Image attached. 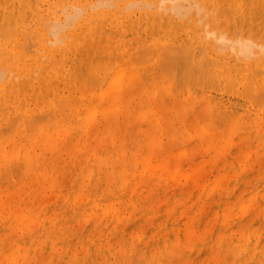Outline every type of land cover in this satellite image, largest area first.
Segmentation results:
<instances>
[{"label": "rangeland", "instance_id": "obj_1", "mask_svg": "<svg viewBox=\"0 0 264 264\" xmlns=\"http://www.w3.org/2000/svg\"><path fill=\"white\" fill-rule=\"evenodd\" d=\"M27 1L29 0H23L22 4H27ZM75 1L79 4L76 5ZM97 1L30 0L28 3L30 5L29 7L25 4V6L21 5L22 0H19V2L18 0H13L14 4H12V0H0V24H3L4 18V22L8 20L6 19L7 17L10 18L9 21H7V24L9 25L4 23L5 28H3V24L1 29H6V25L7 30H9V26L14 28H10L11 30H14V32L11 31L12 33L10 30L9 32L4 30L7 35L10 33L8 36L4 34L3 31H0V46L2 45L0 47V70L2 69V71H0V75L3 73L0 76V86L6 88V82L9 79H17L13 83L16 86L18 83V78H15L14 74L10 70L11 68L9 66H7L8 68L5 67L4 64L7 60V54L9 55L8 52L15 51L21 55L20 65L33 62L31 59L34 57V60H36L37 57H41L40 61L45 63V66H49L51 63L49 54H56L60 60L59 62L57 61L59 65L57 66V63L55 65V67H58V72L56 71V77L61 75L58 78V81L55 80L57 78L52 79L57 83L54 89H56L58 92L54 93L53 89L49 85L48 91H44L45 95L47 92L49 93V97L44 95V97L47 99L44 98L46 103L41 101L42 103L40 104L42 106L35 105L32 94H28L29 98L28 96L26 97V102L29 104V108L32 110L30 113H28V116L31 114L32 115L30 116L31 118H23V122L26 121V126L23 125L21 127V122L18 123V121L22 120L18 118V120L15 119L17 116H20L19 113L13 112V108L15 109L20 104V101H16L15 94L13 95V98L8 101L9 106L6 108V112L8 111L9 114L8 117L4 118V121L5 123H10L11 120L9 119H12V121L14 119L15 121L13 122H16L17 124L11 123V125L14 126H8L10 125L9 123L5 124L3 121H0V132L2 131L1 128L4 127L3 131L0 133V168H2L0 170V259L3 260H1L0 263L8 264V257L17 258L21 253L27 254L28 252V255L30 256L37 248V250L41 249L46 252V259L43 257L42 261H40L38 264H244L247 255L246 252L248 250L249 243L252 242L254 232L264 231V184H262L264 183V147H262L264 146V127H262V129H257L254 128L256 124L249 123L250 119H253L258 113L256 112L257 109L259 111L258 114L261 113L260 115H264L262 114L264 110L260 109V106L264 105V103L261 102L264 101V96H262L264 95V91H259L258 89L260 93L257 91V93L255 92V96H258L260 98L259 100L262 99L259 101L256 97L257 101L261 103L260 105H258L255 98L251 96V98L254 99L253 101H255H252V105L250 101L251 99L249 98L250 94L255 91L252 85L251 88L254 91L250 88V86L247 87L249 90L251 89L249 94V91H246V87L242 88V85L236 84L235 86L239 88V91L241 89L242 93L244 92L243 94H238L237 96L236 93L238 89H236L233 84L232 85L236 90L231 86H228L229 89L227 90L223 83L213 79L212 81L215 80L214 83L217 81L215 84L219 83V85H217V87L213 84L212 87L211 84V87H207L208 90L210 89L208 91L206 88H204L206 87L203 84L205 81L203 80L202 83V78L200 79V77L204 76V70H202V74H196L195 72L191 73L193 68V71L198 72L199 70H197V68L194 66L198 64L196 60L193 61V66H191L189 63L191 66V70L189 69L190 73L186 71L188 70V66L187 68L186 65L183 66V70L186 69L185 71L187 72H183L185 75H182V73L180 75L179 69L181 68L177 63L178 61L175 60V63L177 64H175L176 67L170 62L175 59V56L181 58L182 55L181 60L186 59L185 56V58L183 57V53L179 49L184 48L183 46L189 47L186 42L189 39V35L190 37L197 38V41H199L202 36L205 37L207 35L205 38L206 40H204L205 43L203 41V43H200V40L199 43L194 45L195 50L198 49L199 51L204 49L203 51H197L198 56L196 55L197 52L194 53V55L197 57L194 59L200 60V57H206L207 54L209 55L214 46L216 52L214 49L212 50L210 53V56H212L211 58L220 59L222 61L229 60V63L233 65L235 62L237 63L236 65L241 63L246 65L247 63L256 62L259 64V66L256 67L258 69L262 64H264V62H262L264 61L262 60L264 58H261L260 60L259 58L261 55L259 53H256L259 55L258 57L256 55V57L254 56L256 58L255 60H251V58L245 60V56L244 58L243 56H240L242 59L241 61L239 60L240 58L233 56V50H235L234 55L237 56L235 53H237L238 43L237 45H235V43L238 41H247L246 39L248 38V35L250 42H253L252 39L255 36L253 43L259 46L262 44L261 46L264 47V41H262L264 40V2H262L264 0H254L252 2H249V0H241L242 4H244V7L241 8H246L244 10L245 13H248L249 11H252L256 8V10H253L254 15L252 16L253 13H251L249 19L247 18L246 22H244L241 18V13H238L239 8H234V10L230 8L229 5L231 3L221 5L218 9H216L210 4L208 0L201 1L202 4L200 0H183V2L186 3H183L181 5L182 7L187 6L188 4L189 6L191 5L189 7V13H187L189 11L188 8H177H181L182 10L186 9L187 12L185 16L182 11H178L182 13L181 15L175 11V8L174 10L170 7L168 8L169 4L171 5L172 3H170V1H168L169 3H166L167 0H163V4L160 0V2L158 0H152V2L151 0H110L109 2L108 0L109 3L107 0H105V2L110 5H107L104 2L102 5L103 7H100L98 3L101 0L98 2ZM103 1L104 0H102V2ZM135 1L136 3L139 1L140 4L137 5L138 3L136 4ZM173 1L175 2V0ZM197 1L199 4H197ZM35 2L37 3L38 8ZM50 2L52 4H50ZM65 2L68 7L66 6ZM102 2H100V4ZM133 2L136 6L133 4ZM179 2L178 3L181 4L182 0H179ZM255 2H257L256 4L261 3V5H259L260 7L258 5L256 6ZM16 3L18 6H15ZM70 3H72V5H69ZM93 3H95L96 6L93 7ZM80 4H82V6L85 8H82L81 6L80 8L83 10L79 8L80 10L78 13L75 11V9L78 7L71 8L74 5L79 6ZM105 4L108 7H105ZM147 5L150 6V10H148L149 8ZM249 5L252 6L249 8ZM23 6L25 7V12H23ZM64 6L66 8L65 14ZM210 6L213 9L215 8L214 11H216L214 13L211 12L213 10H209V8L212 9ZM16 8L17 12H15ZM119 8L120 12L122 11L121 13L119 12L120 14L124 13L123 15L127 16L132 14L130 16L131 25L135 24V26H133L135 29L139 30L148 28L150 23L148 20L150 17H157L160 18V20H172V22L175 23V32L178 27L177 32L179 33H177V36L179 34L181 35V37L176 36V38H179V40L176 39L175 43L178 45L181 42L180 44L182 47L179 45L181 48L178 46V50L182 54H177V52H175L177 54L175 55L174 53H171L177 48L174 47L175 45L173 46L174 49L171 47L172 51H170L169 54L166 53V55H164V53L167 51L163 52L164 50L161 49L162 47L160 48V51L158 49V45H151L149 48L155 47L158 49L156 51V55H158L156 56V59L154 53L151 52L154 50H150V54L145 53L141 56L140 54L142 53H139L138 55V53L134 52L137 48H131L129 51H127V53H125V56L129 57V53H135L134 55L137 54L135 56L136 59L133 60L134 57H132L133 63L130 62L131 66L135 68V71L140 70L141 74L147 72L146 76L144 77V74L143 76L139 75L140 84L137 85V87L134 86V88H136L133 90L134 92L132 91L129 95H127V97H124L125 99H118L110 103L105 100H98L97 90L105 86L106 82L112 78V73L115 71L112 69H115L118 55H123L124 48L122 46H114L109 48V50H105L101 47V50L99 49L100 53H95V51L86 45V39L85 41H82L81 39L84 47L82 51L77 54V59H79L77 60L74 58V52H72L70 47L67 46H70L72 43H74V36L79 35L81 31L79 26H77V23L82 20L81 27H84L85 21L83 20L89 16V12L90 16L88 20L92 23L94 21V25L100 23L102 33H105L107 35L105 36L108 37L111 32L113 33L114 31L112 28L110 29L111 25L108 24L107 18L103 17L100 11L103 12V10L106 9V16H109L112 15L109 13H112L113 10L114 12L119 11ZM198 8H205V10H199ZM160 9L165 13H162ZM157 10L160 12H157ZM74 11L76 15L80 14V11H83L84 13L82 12L79 20L76 19V23H74V21L70 27H68L70 24L68 23L67 27L63 29V32H59L60 34L58 33L60 35H58L59 38H52V36L55 35L52 34V31L49 32V24H52L53 20L55 22H57L56 20H66L68 17L66 15L69 13L71 14V12L73 13ZM154 13L155 15H153ZM5 14H8L9 16L7 15L6 17L4 16ZM95 14L97 16H95L96 18L94 17ZM98 14L100 18L98 17ZM200 16H203L202 18L205 16L206 19H202ZM91 17L94 20H92ZM142 17L144 19H142ZM199 18H201V20ZM196 19H198L199 22H203L199 23ZM44 21L46 22L44 23ZM205 22L207 23V27L203 25ZM19 23H21L23 27ZM43 23L48 24L44 25ZM92 23L91 25L93 26ZM17 24L20 26L18 25V27H16ZM42 24L45 26V28H43L44 26ZM213 25L217 27H214ZM133 26L129 25L130 28ZM122 27L126 28V26ZM205 27L207 29L204 31ZM104 28L106 30H104ZM202 29L205 33L202 31ZM212 29L216 30L215 34L216 32L217 34L220 32L217 31L218 29L222 31L223 35L225 33L224 36L226 40H228L231 35H233V39H236L240 36L237 38V41L233 39V41H231V39L229 40V42H233V45L235 46L233 50L230 49L232 53H230L228 49V47L232 46V43L230 44L228 41L226 42L224 38L223 42L222 38H220V42L217 41L221 45L219 46V44L214 41V39L217 37V34L210 35L209 33L210 30L213 31ZM193 32H195L194 36L192 35ZM33 33L35 35H33ZM46 34L47 36H45ZM15 36H18L19 40L16 39L17 37ZM39 36L43 38L41 44L37 39H35L36 37L39 38ZM133 37L134 34H132V36L125 35L123 39L130 40ZM203 37L202 39H204ZM180 38L182 41H180ZM15 40L17 41V44ZM49 41H51V43ZM221 42H223V44ZM225 42L227 44H225ZM209 47L212 49H209ZM222 47L224 48L222 49ZM4 48L6 49L4 50ZM15 49H17V51ZM259 49L255 50L254 47L252 52H257ZM260 50L264 51V48H261ZM204 51L208 52L205 53ZM217 51L219 53H217ZM60 52H62L63 55H59ZM161 54L163 57H161ZM171 54H174L175 56L173 57ZM144 55L147 56L145 57ZM168 55H170V57ZM227 55L229 56L226 57ZM165 56L167 59L168 57L171 58V56L173 58H171L172 61H170V59L168 62L165 61L166 63H163L165 68H167L166 71H164L165 68L163 65V68L160 67V64H162V60L165 59ZM144 57L147 60V63L146 60L143 59ZM158 57H161V60ZM129 58L126 59L131 61ZM257 58L259 60H257ZM83 61L85 64L90 65L89 69L88 67L86 69L85 76L80 65L83 63ZM158 62H160L159 67L161 70H163L162 72L158 67ZM167 63L168 65H166ZM152 65L153 68L151 69ZM168 66H171V72L168 69ZM205 67H202L201 69ZM256 68L255 70H257ZM40 69L41 68L38 67L33 71H38L37 73L35 72L33 74L34 80H31L30 78L31 84L34 85L37 83L34 85L36 87H42L43 84L41 82L44 80H50L52 77L50 76L47 78L46 73L45 77L42 75L41 77ZM206 69L208 68L206 67ZM237 69L240 70V67ZM262 69H264V67L261 66L259 70ZM8 70L11 74L7 72ZM249 70L247 71L250 75L252 72ZM176 71L179 74H177ZM240 71L237 73L243 72ZM166 72H170L168 75H172V77L170 76L168 79L169 76H166ZM175 73L176 75H179L177 76L179 78L175 79L173 77L175 76ZM256 73L258 74L259 72L257 71ZM72 74L74 76H72V78L75 79V82H72L73 85L71 84V88L68 86L69 84L67 85L66 80ZM148 74L149 76H147ZM186 74L187 76L189 74L195 75L197 77V82L195 79L196 77L192 78L193 76L191 77V75H189L190 77H187ZM252 74L251 76H254V73ZM102 75L106 77L101 79L100 77ZM197 75L200 76L198 77ZM256 75L255 78L253 77V79H256L257 76H259L257 78L264 77L261 76V73H259L257 76ZM205 76V80H207V78L210 76L209 72ZM142 77L145 79H142ZM39 78L42 80L39 81ZM146 78L149 79L151 83L149 81L147 82ZM36 80H38L39 83L35 82ZM192 80L194 83L196 82L195 85L194 83H191L193 82ZM198 80H200L199 83ZM32 81L34 82L32 83ZM212 81L210 80L209 82L211 83ZM58 82H62L61 86ZM82 82H85L82 84L83 86L81 85ZM206 82L208 83V81ZM206 82L205 85H207ZM197 83H201L203 86L197 85ZM210 83H208V85H210ZM196 85L200 90H197ZM57 86H60V88ZM65 86H67L66 89H64ZM81 86L82 90H86V88L87 90H84L83 92L81 90ZM175 87L177 89H175ZM211 88L214 90L212 91ZM188 89H190L189 91L192 90V93L196 90L198 92L200 91V94L198 93L199 95L197 96L196 91L192 97L191 93L188 91L186 93L187 96L189 94V98L186 96V93H184V96L186 97L185 98L182 94ZM233 89L235 90V93L233 92L234 94L231 93ZM17 91L18 88L16 87V91L13 89L12 93ZM142 91H144V93ZM210 91H212L213 96L210 94ZM205 92L206 94H204ZM0 93L2 94V92ZM258 93L259 95H256ZM18 94L19 93L17 92L16 96ZM82 94H85L86 97L83 95V97H85L83 98ZM145 94H147V98H149L150 101L153 100L149 104L150 108H147L149 105L145 107V104L142 103V96ZM200 95H202L201 97H203V95L208 97H206L207 99L200 98ZM93 97H96L95 101ZM197 97L199 100H197L196 103L194 100H196ZM211 98H214L215 105L218 106V108L212 105L214 102ZM210 99L212 100L211 103H209ZM49 101L51 102L48 104ZM220 101L223 102V106ZM60 102H62L63 105ZM94 102L95 104L98 103L96 105L99 108H103V110L97 109L99 116L96 114V118L98 117L97 120L99 123L96 122V126H93L92 122L93 127H99L97 134L92 133L94 130L88 132V128L90 126L88 125L86 118L82 123L81 121L78 122L79 124L76 123V120L80 118V116L77 115L83 114L82 116H84L87 105H91L90 111L94 109ZM216 102H218V104L220 103L221 106ZM247 103L250 104V106ZM47 104L55 109L60 108L61 111L63 110L64 114H66L68 111L67 117L72 119H67L66 121H68V123L62 119V123H57V125L54 124L53 126L51 122H54V119L57 120L60 116L55 115L54 117L53 115L52 117H54V119L49 122L51 120V116L46 119L45 117H48L50 114L46 116L45 113H50L53 108ZM235 104H237L238 107ZM244 104H246V106ZM54 105H56V107H54ZM224 105L230 107L233 106L232 112V108L230 109L229 107L228 109V107L226 106V108ZM240 105L244 106L242 107ZM152 107H154V111L152 110L153 112L150 110ZM65 108H69V110L67 109L65 112ZM215 109H220L224 112H226L225 110L228 109V112L231 113L228 114L226 112V115L224 112L217 111ZM253 109L254 112L252 111ZM72 110L73 112H71ZM250 110L253 114H251V116L249 114ZM248 114L250 116L249 121L244 122V118L246 116L248 117ZM35 115L39 117V121L42 119L41 123H43V125L39 123V126L46 129H43L45 130L43 131L46 137L45 143L48 144L51 141L53 143L51 147L47 146L44 151L42 150L40 153L38 150L35 151L36 153L33 152L32 155H34V157L32 160H34L31 162L32 164L29 165V160L27 157L29 155L26 153L27 149L31 151V146H33L35 142L38 143L40 140V138L36 137L38 131H30V128L35 127L33 125V127L30 126V124L35 123V120L33 119L34 117L32 118V116ZM36 116L35 119H38ZM45 120H48L49 124ZM28 121L29 125H27ZM31 121L32 123H30ZM148 122H151L152 124H149ZM50 124H52V127ZM74 124L76 126L73 128V130L71 127H73ZM80 124L83 126L81 127ZM24 126L26 128H24ZM66 126L69 127L67 128ZM84 126H86V128ZM56 127L59 128L57 129ZM23 129H29V143L32 145L21 137V132ZM47 130L50 131L47 132ZM52 131L55 133V135L52 134ZM28 144L30 147H28ZM54 145H57V147H54ZM32 155L30 154L31 157ZM177 163H181L180 170L175 168ZM154 166H156V168ZM183 171H186L187 174H185L186 172L184 173ZM182 173L186 175L184 178ZM37 178H40V180ZM131 182L138 184L135 189L136 192H134V190L129 187ZM251 194H255L253 201H249L248 199L249 195ZM236 214L239 217L250 216V218L254 219L255 223L253 224L252 228L250 227L251 231L250 228L242 229L239 224H235L234 220L235 216L237 217ZM99 215H101L100 220H98ZM96 218H98L97 221ZM50 219L52 222L54 221L53 224L50 223ZM229 221H231L232 225L228 223ZM222 223H224V225ZM26 224H29V233H26L28 227ZM47 224L48 226H46ZM40 225H43L46 228V230H43L41 233L39 232ZM47 228L48 230H51L49 233L53 234L54 232L52 238L50 237L49 233H46L48 231ZM55 238L57 239L55 240ZM22 242L24 245L21 244ZM245 244L246 247H244ZM260 246L264 248V245L260 244ZM248 256L249 255H247V257ZM258 259L260 263L257 261V264H264V256ZM251 261L252 259H247V262H249L248 264H250Z\"/></svg>", "mask_w": 264, "mask_h": 264}, {"label": "bare ground", "instance_id": "obj_2", "mask_svg": "<svg viewBox=\"0 0 264 264\" xmlns=\"http://www.w3.org/2000/svg\"><path fill=\"white\" fill-rule=\"evenodd\" d=\"M34 1V0H33ZM88 1H90V0H88ZM97 1V0H96ZM99 1V0H98ZM97 1V2H98ZM115 1H117V0H115ZM114 1V2H115ZM132 1V0H131ZM159 1V0H158ZM161 2H162V4H163V0H160ZM159 1V2H160ZM168 1H170V3H172L171 5L169 4V6H168V8L170 7L171 9H173L174 10V8L176 9L175 11L176 12H178V11H182V13H184L185 14V16H186V9L183 11L181 8H188V10L190 9L189 7L191 6H189V4L187 5V6H184V7H182L181 5L184 3L183 2V0H182V3L181 4H179L180 2H179V0H175V2L172 0V2H171V0H167V2L166 3H169ZM177 1V2H176ZM191 1H193V0H191ZM195 1V0H194ZM201 1H204V0H200V2ZM209 2H210V4L212 5V6H214L216 9H218L221 5H224V4H230L229 6H230V8L231 9H233L234 10V8H239L238 9V13L240 12L241 13V18L243 19V21L244 22H246V20H247V18L249 19V16H250V14L251 13H253V10H256V8L255 9H253L252 11H249L248 13H245V9H243V8H241V7H244L243 5L244 4H242V1L241 0H208ZM252 1H254V0H249V2H252ZM256 1V0H255ZM258 1H261V0H258ZM18 2H19V0H18ZM17 2V3H18ZM24 2H26V1H24ZM28 3L30 2V0L29 1H27ZM44 2V1H43ZM76 2V1H75ZM75 2H73V3H75ZM92 2V1H91ZM96 2V3H97ZM100 2H102V0L100 1ZM100 2H98L99 3V6L101 7L103 4H104V2H105V0L100 4ZM107 2H108V0H107ZM107 2H105L107 5H110V4H108L109 2H110V0H109V2L107 3ZM113 2V3H114ZM128 2V1H127ZM151 2H152V0H151ZM179 2V3H178ZM262 2H264V1H262ZM16 3V5L15 6H18V4ZM23 3V0H22V2H21V5H28L29 7H30V5L27 3H24V4H22ZM36 3V2H35ZM97 3V4H98ZM112 3V2H111ZM126 3V2H125ZM130 3H132V2H130ZM135 3H136V1H135ZM138 3V4H137ZM137 5H139L140 3H139V1H137ZM147 3V2H146ZM186 3V2H185ZM184 3V4H185ZM189 3V2H188ZM196 3V2H195ZM223 3V4H222ZM257 2H255V4H256ZM12 4H14L13 3V0H12ZM39 4V3H38ZM50 4H52L51 2H50ZM57 4V3H56ZM60 4V3H59ZM65 4H66V2H65ZM77 4H79L78 2H76V5ZM106 4L104 5L105 7H108V6H106ZM115 4V3H114ZM133 4H134V2H133ZM132 4V5H133ZM144 4V3H143ZM152 4V3H151ZM159 4V3H158ZM197 4H199V2L197 1ZM197 4H196V6H197ZM201 4H202V2H201ZM248 4V3H247ZM251 4V3H250ZM20 5V6H21ZM24 5V6H25ZM36 5H37V3H36ZM35 5V6H36ZM69 5H72V3H70ZM84 5V4H83ZM90 5V4H89ZM126 5H127V3H126ZM131 5V4H130ZM135 5V4H134ZM134 5H133V7H134ZM156 5V4H155ZM160 5H161V3H160ZM168 5V4H167ZM167 5H166V7H167ZM193 5V4H192ZM259 6V5H261V3H259V4H256V6ZM4 6V5H3ZM23 6V12H25V7ZM27 6V7H28ZM51 6H53V5H51ZM66 6H67V4H66ZM82 6V4H80L79 6H72L71 8H73V7H78V8H76L75 9V11H77V13H78V11L81 9V10H83L82 8H85V7H83L82 6V8H80ZM94 6H96V4L95 3H93V7ZM136 6V5H135ZM148 6V5H147ZM196 6H194V7H196ZM247 6V5H246ZM250 6H252V5H249V8H250ZM255 6V7H256ZM11 7V6H10ZM29 7H28V9H29ZM68 7V6H67ZM87 7V6H86ZM89 7V6H88ZM97 7H98V5H97ZM96 7V8H97ZM103 7V6H102ZM112 7V6H111ZM129 7V6H128ZM132 7V6H131ZM154 7V6H153ZM152 7V8H153ZM163 7H164V5H163ZM162 7V8H163ZM179 7H181L180 9H177V8H179ZM201 7H204V6H201ZM211 7V6H210ZM260 7V6H259ZM259 7H257V8H259ZM4 8H5V6H4ZM37 8H38V5H37ZM80 8V9H79ZM142 8V7H141ZM148 10H150V6H148ZM168 8H166V9H168ZM193 8V7H192ZM212 8V7H211ZM214 8V9H215ZM58 9V8H57ZM63 9V8H62ZM64 9H65V12H64V14L66 13V8H65V6H64ZM89 9H90V7H89ZM95 9V8H94ZM112 9H114V8H112ZM199 9V8H198ZM200 9H204L205 10V8H200ZM199 9V10H200ZM214 9L212 8V9H210L209 8V10H213V11H211V12H215L214 11ZM13 10V9H12ZM40 10V9H39ZM74 10V9H73ZM93 10V9H92ZM91 10V11H92ZM103 10V9H102ZM105 10V11H104ZM103 10V12H101L100 11V13L103 15V17H106L107 18V21H108V24L109 25H111V27H110V29L112 28L113 29V33L111 32V34L108 36V37H106L107 35L105 34V33H102V31H101V28H100V23L99 24H97V25H94V21H93V23L92 22H90L89 20H88V18H89V16H90V12H89V16L88 17H86L83 21H85V25H84V27H81V25H82V20H80V22H78L77 23V26H79V28L81 29V31H80V33H79V35H76V36H74V40H73V42L74 43H72L70 46H67V47H70V49L72 50V52H74V55H75V59H77V54L78 53H80L81 51H82V49H83V47H84V45H83V42L82 41H85V39H86V45H88L89 47H90V49H92L93 51H95V53H100L99 52V49L102 47V48H104L105 50H109V48H111V47H114V46H116V47H123L124 48V53H123V55L122 56H120V55H118V58H117V60H116V67H115V69H112V70H115L113 73H112V78L111 79H109V81H107L106 82V84H105V86H103V87H101L99 90H97L98 91V93H97V99L98 100H105V101H108V102H113V101H115V100H118V99H122V98H124V97H127V95H129L134 89H136V88H134V86H136L137 87V85H139L140 84V78H139V75L140 76H143V74H144V77L146 76V73L144 72L143 74H141L140 73V70L139 71H135V68L134 67H132L131 66V63H133V61H132V57H134L133 58V60L134 59H136V55H134L135 53H138V55H139V53H142V54H140L141 56L143 55V54H145V53H147V54H150L149 52H150V50H154V51H151L152 53H154V56H155V59H156V56H158V55H156V51L159 49L160 51H161V49L162 50H164L163 52H165V51H167V52H165L164 53V55H166V53H168L169 54V52L170 51H172V49H171V47L173 48V46L174 47H177L176 49L178 50V46L180 45L181 46V42L178 44V45H176V43H175V40L176 39H178L179 40V38H176V36H177V33H179V32H177L178 31V27H177V29H176V32H175V23L174 22H172V20L171 21H168V20H160V18H154V17H150V19L148 20L150 23H149V25H148V28H146V29H144V30H142L141 28V30H139V29H135V24H133V25H131V19H130V16L132 15V14H130V16H127V15H123V14H120L121 12H120V8H119V11H115L114 12V10L112 11V13H109V14H112V15H109V16H106V14H107V12H106V9H104ZM118 10V9H117ZM122 10V9H121ZM124 10V9H123ZM125 10H126V7H125ZM124 10V11H125ZM127 10H128V8H127ZM159 10V9H158ZM157 10V12H160V11H158ZM161 10V9H160ZM169 10V9H168ZM208 10V9H207ZM5 11V10H4ZM31 11V10H30ZM33 11V10H32ZM53 11V10H52ZM60 11H61V9H60ZM59 11V12H60ZM75 11L72 13L71 12V14H74V15H71L69 12H67V13H69V14H67L66 16H68L67 17V19L66 20H59V21H61V22H59L58 20H56L57 22H55L54 20H53V22H52V20H51V22H52V24H51V26H50V24H49V32L50 31H52V34L53 35H55V36H52V34H51V36H52V38L53 37H55V38H59V34L60 33H62L63 32V29H65V27H67V25H68V23H70L69 25H68V27H70V25L74 22V23H76V19H78L79 20V17L81 16V13L83 12V11H80L81 13L80 14H78V15H76V13H75ZM85 11V10H84ZM138 11V10H137ZM140 11V10H139ZM146 11V10H145ZM153 11V10H152ZM151 11V12H152ZM162 11V10H161ZM166 11V10H165ZM195 11V10H194ZM220 11V10H219ZM13 12V11H12ZM15 12H17V8H16V11ZM22 12V11H21ZM56 12V11H55ZM120 12V13H119ZM126 12V11H125ZM153 12H155V11H153ZM164 11H162V13H163ZM172 12H174V11H172ZM175 12V13H176ZM190 12V10L187 12V13H189ZM197 12H199V11H197ZM201 12V11H200ZM206 12V11H205ZM210 12V11H209ZM9 13V12H8ZM14 13V12H13ZM84 13V12H83ZM99 13V12H98ZM165 13V12H164ZM167 13V12H166ZM179 14H181L182 15V13L181 12H178ZM57 14V13H56ZM100 14V15H101ZM234 14V13H233ZM256 14V13H255ZM7 15L8 14H5L4 16H6L7 17ZM13 15V14H12ZM84 15V14H83ZM86 15V14H85ZM146 15V14H145ZM144 15V16H145ZM153 15H155V13L153 14ZM254 15V13L252 14V16ZM9 16V15H8ZM64 16V15H63ZM66 16H64V17H66ZM96 16V14L94 15V17ZM143 16V17H144ZM169 16V15H168ZM168 16H167V18H168ZM196 16H197V14H196ZM206 16V15H205ZM205 16H204V18H205ZM207 16H208V14H207ZM40 18H42L41 16H39ZM63 17V18H64ZM84 17V16H83ZM97 17V16H96ZM95 17V18H96ZM98 17H99V14H98ZM142 17V19H144ZM177 17V16H176ZM179 17H180V15H179ZM199 17V16H198ZM201 18L203 17V16H200ZM1 18V17H0ZM29 18V17H28ZM92 18V17H91ZM100 18V17H99ZM182 18V17H181ZM201 18H199L200 20H201ZM204 18H202V19H204ZM213 18H215V17H213ZM6 19H8L7 21H9V19L10 18H6ZM12 19H13V17H12ZM56 19V18H55ZM62 19V18H61ZM81 19H83V18H81ZM141 19V20H142ZM187 19V18H186ZM188 19H190V18H188ZM206 19V18H205ZM22 20V19H21ZM91 20V19H90ZM92 20H94L93 18H92ZM196 20H198V19H196ZM218 20V19H217ZM217 20H216V22H217ZM5 21V18L3 19V24L4 23H6L7 24V21L6 22H4ZM11 21V20H10ZM25 21V20H24ZM28 21V20H27ZM48 21V20H47ZM95 21H96V19H95ZM134 21H136V20H134ZM242 21V20H241ZM249 21V20H248ZM46 21H44V23H45ZM144 22V21H143ZM187 22H188V20H187ZM198 22H199V20H198ZM201 22V21H200ZM199 22V23H200ZM203 22V21H202ZM201 22V23H202ZM215 22V21H214ZM226 22V21H225ZM238 22H240V21H238ZM10 23V22H9ZM15 23V22H14ZM43 23V24H44ZM49 23V22H48ZM48 23H46V24H48ZM91 23L93 24V26L91 25ZM198 23V24H199ZM2 24V25H3ZM20 25H21V23H19ZM19 24H17L16 25V27H18V25ZM37 24V23H36ZM42 24V25H43ZM46 24H44V25H46ZM142 24V23H141ZM193 24H194V22H193ZM192 24V25H193ZM198 24H197V26H198ZM216 24V23H215ZM2 25L0 24V29L2 28ZM7 25H9V24H7ZM7 25H6V29H1L0 31H3L4 32V30H6V32L8 31L9 32V30H10V32L11 31H13L14 32V30H11V29H14L13 27L11 28V26H9L8 28H9V30H7ZM10 25H11V23H10ZM19 25V26H20ZM33 25H34V23H33ZM43 25V26H44ZM73 25H75V24H73ZM129 25L130 26H133L132 28H130L129 27ZM203 25H205L206 27H207V23L205 22V24H203ZM22 26V25H21ZM76 26V25H75ZM122 26H126V28H123ZM141 26H143V25H141ZM178 26V25H177ZM214 26V25H213ZM23 27V26H22ZM48 27V26H47ZM72 27V26H71ZM204 28V31H205V29H207V28ZM214 27H217V26H214ZM3 28H5V24L3 25ZM33 28H34V26H33ZM38 28H39V26H38ZM43 28H45V26L43 27ZM180 28V27H179ZM24 29V28H23ZM31 29V28H30ZM25 30H26V28H25ZM39 30V29H38ZM37 30V31H38ZM62 30V31H61ZM70 30V29H69ZM104 30H106L105 28H104ZM181 30V29H180ZM213 31H211L210 30V35L211 34H215V31L216 30H214V29H212ZM18 31V30H17ZM36 31V30H35ZM47 31V30H46ZM45 31V32H46ZM202 31H203V29H202ZM203 31V32H204ZM219 33H221V34H217V32H216V34H217V37H216V39H214V41H218V42H220V38H222V41L224 42V40H223V38L226 40V38H225V33H224V35L222 34V31L221 30H217ZM225 31V30H224ZM262 31V30H261ZM60 32V33H59ZM105 32H107V31H105ZM12 33V32H11ZM24 33V32H23ZM59 33V34H58ZM69 33V32H68ZM205 33V32H204ZM209 33H208V36H209ZM238 33H239V27H238ZM249 33V32H248ZM1 34V33H0ZM3 34V33H2ZM4 34H6L7 35V33H5L4 32ZM10 33H8V35H9ZM39 34V33H38ZM48 34V33H47ZM47 34L45 35V36H47ZM67 34V33H66ZM65 34V35H66ZM132 34H134V37L132 38V39H130V40H124L123 38H124V36L125 35H131L132 36ZM202 34V33H201ZM215 34V35H216ZM7 35V36H8ZM14 35V34H13ZM12 35V36H13ZM19 35H21V34H19ZM33 35H35L34 33H33ZM57 35V36H56ZM59 35V36H58ZM105 37H104V36ZM186 35H188V34H186ZM193 36L195 35V32H193V34H192ZM220 35V36H219ZM221 35H223V36H221ZM239 35H241V34H239ZM246 35H247V33H246ZM246 35H245V37H246ZM49 36V35H48ZM178 36H180L181 37V35L179 34ZM177 36V37H178ZM236 36H238V35H236ZM6 37V36H5ZM15 37H17L16 39H18L19 37L18 36H15ZM29 37V36H28ZM67 37V36H66ZM189 37V39L186 41L187 42V44L189 45V47H187V46H183L184 48H181L180 46H179V48H181V49H183V50H181V49H179L182 53H183V57L185 56L186 57V59L185 60H181L182 59V55H181V58L180 57H177V56H175V55H177L178 53L179 54H182V53H180V51L178 52L176 49H174L171 53H174V54H171V55H173V57L175 56V59L172 61V56H171V58H169L170 57V55H168L169 57H168V59L166 58V56L164 57L165 59L164 60H162V64H160V62H158V67L160 66L161 68H163L162 67V65L164 66V62L166 61V62H168V60H170V61H172V62H170L172 65H175L176 63V61H178L177 63L179 64V66H180V68L182 69H179V73H180V75H181V73H182V75H185L183 72H185V73H187L186 71H188L189 73H190V68H191V66H193V61H197V63L198 64H196V65H194L195 66V68H197V70H198V72H196V71H193V69L191 70V73H193V72H195L196 74L198 73H200V74H202L201 72H202V70H204V76H202V77H200V79L202 78V83H203V80L206 82V81H208V83H210L209 81L211 80H213V79H215V80H217L218 82H220V83H223L225 86H226V88H227V90L229 89L228 88V86L230 87H232V88H234L235 89V85L237 84V85H242L243 87L242 88H245L246 87V91H249L248 93L250 94V91H251V85L253 86V89L255 90H253L252 92L253 93H251L250 94V101H251V104L253 105V102H255V101H253L254 99H252L251 98V96H253V98H255V100H256V103H258V105H260L261 103L260 102H258L257 101V99L259 100L260 98L258 97V96H255V92L257 91V92H259V91H264V77H262V78H257V77H259V76H257V75H259V73H261V76H264V75H262V74H264V71H262V70H264V69H262V70H259V68L262 66V67H264V64H262L258 69L256 68V67H258L259 66V64L258 63H256V62H251V63H247L246 65L244 64V63H241V64H238V65H236L237 63L235 62L234 63V65L233 64H231V63H229V60L228 61H222V60H220V59H214V58H211L212 56H210V53L212 52V50L214 49V46H213V49L211 48V47H209V49L211 48L212 50L210 51V53H209V55L207 54V56L206 57H200V60L198 59H194L196 56L194 55V53H196L197 51H198V49L197 50H195L194 49V45L195 44H197V43H199V41H200V43L203 41L204 42V40H206L205 38L207 37V35L205 36V37H203L204 39H202V37L199 39V41H197V38H194V37H190V35L188 36ZM188 37H186V38H188ZM232 37V38H231ZM240 37V36H239ZM239 37H237V38H239ZM255 37V36H254ZM254 37H253V42H254ZM2 38V37H1ZM211 38V37H210ZM228 38V37H227ZM237 38L235 39H233V35H231L229 38H228V40H226V42L228 41V43H232V46H230V47H228V49H229V51H230V49L231 50H233V48L235 47L234 45H233V42H231V41H233V40H236L237 41ZM248 38H249V35H248ZM248 38L246 39L247 41H238V42H236L235 43V45H237V43H238V46H237V53H235V54H237V56H235L234 55V52H235V50H233V56L234 57H236V58H240V56L242 57L243 56V58H244V56H245V60H248V59H250L251 58V60L252 59H256L255 57L257 56H259V55H257L258 53L261 55L260 56V60H261V58H264V51H262V50H260L261 48H264V47H262L261 45L259 46V45H255L252 41L250 42V38H249V41H248ZM3 39V38H2ZM35 39H37L38 40V42L41 44V42L43 41V38L42 37H40L39 36V38L38 37H36ZM45 39V38H44ZM81 39H82V41H81ZM231 39V41L229 42V40ZM233 39V40H232ZM242 39V38H241ZM243 39H244V37H243ZM242 39V40H243ZM19 40V39H18ZM24 40H25V38H24ZM47 40V39H46ZM69 40V39H68ZM186 40V39H185ZM260 40H262V39H260ZM260 40H258V41H260ZM8 41V40H7ZM63 41V40H62ZM180 41H182L181 40V38H180ZM258 41H257V43H258ZM262 41H264V40H262ZM15 42H16V44H17V41L15 40ZM50 43H51V41H49ZM48 42V43H49ZM53 42H54V39H53ZM56 42V41H55ZM61 42V41H60ZM179 42V41H178ZM184 42V41H183ZM202 42V43H203ZM213 42V41H212ZM217 42V43H218ZM223 42H221L222 44H223ZM225 42V44H227ZM1 43V42H0ZM26 43V42H25ZM48 43H47V45H48ZM175 43V44H174ZM205 43V42H204ZM255 43H256V41H255ZM53 44V43H52ZM158 45V49L157 48H155V47H151V48H149L151 45ZM219 44V43H218ZM9 45V44H8ZM50 45V44H49ZM203 45V44H202ZM202 45H201V47H202ZM2 46V45H1ZM0 46V47H1ZM5 46V45H4ZM3 46V47H4ZM22 46V45H21ZM160 46V47H159ZM190 46H192V47H190ZM217 46V45H216ZM219 46H221L220 44H219ZM222 46H225V45H222ZM227 46V45H226ZM258 46V47H257ZM6 47H8V46H6ZM23 47H24V45H23ZM42 47V46H41ZM48 47V46H47ZM66 47V48H67ZM162 47V48H161ZM232 47V48H231ZM254 47H255V50H257V49H259L260 47V49L257 51V52H252L253 50H254ZM256 47H257V49H256ZM52 48V47H51ZM57 48H58V45H57ZM122 48V49H123ZM131 48H137L134 52L135 53H129L130 55H129V57L127 56H125V53H127V51H129ZM161 48V49H160ZM215 48H217V47H215ZM219 48V47H218ZM224 47H222V49H223ZM6 48H4V50H5ZM10 49V48H9ZM19 49V48H18ZM200 49V48H199ZM16 51H17V49H15ZM101 50V49H100ZM204 50V49H203ZM203 50H199V51H203ZM217 50V49H216ZM221 50V49H220ZM9 51V50H8ZM85 51V50H84ZM132 51V50H131ZM143 51H144V53H143ZM198 51V52H199ZM214 51H215V49H214ZM240 51V52H239ZM262 53H261V52ZM1 52V51H0ZM40 52H41V50H40ZM49 52V51H48ZM86 52V51H85ZM123 52V51H122ZM175 52H177V54L175 53ZM198 52H197V56H198ZM205 53L206 52H208V51H204ZM216 52V51H215ZM214 52V53H215ZM9 53V55L7 54V60L5 61V67H7V66H9L10 68V70L12 71V73L14 74V76H15V78H18V83H17V86L16 85H14L13 83L15 82V80H17V79H9L6 83H7V85L5 86L6 88H4V87H2V86H0V87H2V88H0V92H2V94L0 93V117H1V119H0V121H3L4 123H5V119L4 118H6V117H8V111L6 112V108H8V106H9V102L8 101H10L12 98H13V95L15 94V99H16V101L18 100V101H20V104H19V106H17L15 109L13 108V112L14 113H19V115L20 116H17L15 119H20V120H22V121H18V123L19 122H21V127L23 126V125H25V122H23V118H26V117H30V116H28V113H30L32 110L29 108V104L26 102V97L28 96V94H32V97H33V100H34V104L35 105H38V106H42L40 103H42L41 101H43V102H45L46 103V101L44 100V98L45 99H47L46 97H44V91H48V86L50 85V87L53 89V91H54V93H56V92H58V91H56V89H54V87H55V85H57V83L54 81V80H52V79H54V78H57V79H55V80H57L58 81V78L61 76V75H59V74H57V75H59L58 77H56V71L58 72V70H57V68L58 67H55V65H56V63H57V61L59 62L60 60L58 59V56L56 55V54H49L50 55V60H51V63H50V65L49 66H45V63H42V61H40V59H41V57L39 58V57H37L36 58V60H34L35 59V57L33 58V59H31V61L33 60V62H29V63H25V64H22V65H20L21 63H20V60H21V55L20 54H18V53H16L15 51L14 52H8ZM38 53V52H37ZM83 53V52H82ZM92 53V52H91ZM121 53V52H120ZM213 53V54H214ZM217 53H219L218 51H217ZM217 53H215V54H217ZM223 53V52H222ZM230 53H232V51H230ZM229 53V54H230ZM241 53H242V55H241ZM255 53V54H254ZM257 53V54H256ZM64 54H66V53H64ZM201 54H203V53H201ZM214 54V55H215ZM2 55V54H1ZM48 55V56H49ZM59 55H63V53L62 52H60L59 53ZM86 55V54H85ZM134 55V56H133ZM162 55V54H161ZM205 55V54H204ZM238 55H239V57H238ZM251 55H252V57H254L255 55V57L254 58H252L251 57ZM145 57L147 56V55H144ZM149 56V55H148ZM178 56H180V55H178ZM201 56V55H200ZM209 56V57H208ZM229 55H227L226 57H228ZM246 56H248V57H246ZM6 57V56H5ZM111 57V56H110ZM128 59H130L131 61H129V60H127L126 58ZM145 57L143 58L144 60H146L145 59ZM161 57H163V55L161 56ZM161 57L159 58L160 60H161ZM184 57V58H185ZM218 57V56H217ZM4 58V57H3ZM178 58V59H177ZM190 58V59H189ZM197 58V57H196ZM6 59V58H5ZM71 59V58H70ZM155 59H154V62H155ZM163 59V58H162ZM258 58H257V60H259ZM63 60H64V58H63ZM77 60H79V59H77ZM176 60V61H175ZM192 60V61H191ZM239 60H241L242 61V59L240 58ZM238 60V61H239ZM244 60V59H243ZM244 60V61H245ZM256 60V61H257ZM262 60H264V59H262ZM3 61V62H4ZM26 61V60H25ZM89 61V60H88ZM128 61H129V63H130V66H129V63H128ZM137 61H138V59H137ZM165 62V63H166ZM262 62H264V61H262ZM261 62V63H262ZM48 63V62H47ZM67 63V62H66ZM112 63V62H111ZM146 63H147V60H146ZM145 63V64H146ZM184 63V64H183ZM189 63H190V65H189ZM137 64V63H136ZM149 64V63H148ZM160 64V65H159ZM170 64V65H171ZM181 64V65H180ZM183 64V65H182ZM59 64L57 63V66H58ZM81 65V69L83 70V72H84V76H85V73H86V69H87V67H88V69H89V64H85V62L83 61V63L82 64H80ZM166 65H168V63L166 64ZM177 65V64H176ZM176 65H175V67H176ZM186 65V68H187V66H188V70H186V69H184L183 70V66H185ZM208 65V66H207ZM65 66V65H64ZM137 66V65H136ZM190 66V67H189ZM208 68V69H206V67ZM38 67H40L41 69V74H40V76L42 75V76H46L47 78H49L50 76H52L51 77V79L50 80H44L43 82H41L43 85H42V87H40V86H38V87H36V86H34L35 84H37V83H35L34 85L33 84H31L30 82V78H31V80L33 79L34 80V76H33V74L36 72H33L36 68H38ZM61 67V66H60ZM59 67V68H60ZM113 67V66H112ZM159 67V68H160ZM169 68V70H170V72H171V66H168ZM174 67V68H175ZM202 67H205V68H203V69H201ZM240 67V70H242V69H244V70H242L243 72H245V73H243L242 71H240V70H238L237 68H239ZM242 67V68H241ZM257 69V70H255V68ZM8 68V67H7ZM153 68V65H152V67H151V69ZM159 68H158V70H159ZM161 68H160V70H161ZM164 68H165V66H164ZM237 70H236V69ZM61 69V68H60ZM59 69V70H60ZM77 69V68H76ZM157 69V68H156ZM173 69V68H172ZM176 69H178V68H176ZM190 69V70H189ZM205 69H206V71H205ZM250 69V70H249ZM38 70V69H37ZM67 70V69H66ZM167 70V68H165V70L164 71H166ZM186 70V71H185ZM247 70H249L250 72H252V73H254V76H251V74L252 73H250V75H249V72L247 71ZM253 70V71H252ZM255 70V71H254ZM0 71H2V69L0 70ZM70 71V70H69ZM74 71V70H73ZM76 71V70H75ZM111 71V70H110ZM163 70H161V72H162ZM180 71H182V72H180ZM242 72V73H237V72ZM259 72L258 74L256 73V72ZM7 72H9V70L7 71ZM38 72V71H37ZM36 72V73H37ZM72 72V71H71ZM150 72V71H149ZM153 72V71H152ZM170 72L169 73H167L166 72V76L168 77V79L170 78V76L172 77V75H168V74H170ZM209 72V75L211 76H209L208 78H207V80H205V75L207 74ZM10 73V72H9ZM45 73H46V75H45ZM53 73V74H52ZM63 73V72H62ZM66 73H68V72H66ZM176 73H177V71H176ZM176 73L174 74L175 76H173L175 79L176 78H179V77H177V76H179V75H176ZM179 73H177V74H179ZM3 74V73H2ZM1 74V75H2ZM4 74H5V72H4ZM11 74V73H10ZM76 74V73H75ZM108 74V73H107ZM154 74V73H153ZM257 74V75H256ZM0 75V76H1ZM9 75V74H8ZM76 75H78V74H76ZM164 75H165V73H164ZM189 75H191V77L192 78H194V77H196L195 75H192V74H189ZM187 76V74H186V76L187 77H190V76ZM253 75V74H252ZM255 75L257 76L256 77V79H253V77L255 78ZM10 76V75H9ZM13 76V77H14ZM31 76H33V77H31ZM39 76V77H40ZM41 76V77H42ZM72 76H73V74L72 75H70L69 76V78L66 80V83H67V85L69 86V87H71L72 88V86H71V84L73 85V83L72 82H75V79H73L72 78ZM147 76H149V74L147 75ZM185 76V77H186ZM198 77L200 76V75H197ZM260 76V77H261ZM4 77V76H3ZM40 77V78H41ZM63 77H64V75H63ZM74 77V76H73ZM76 77V76H75ZM103 77H106V76H101L100 78L101 79H103ZM144 77H142V79L144 78ZM166 77V78H167ZM204 77V78H203ZM39 78V81H41L42 79H40ZM150 78V77H149ZM209 78H210V80H209ZM1 79H2V77H1ZM7 79V78H6ZM5 79V80H6ZM46 79V78H45ZM77 79V78H76ZM145 79V78H144ZM147 79V78H146ZM165 79V78H164ZM173 79V78H172ZM189 79H191V78H189ZM196 79V82H197V77L195 78ZM174 80V79H173ZM188 80V79H187ZM214 80V81H215ZM1 81V80H0ZM150 82L151 83V81L149 80V79H147V82ZM160 81V80H159ZM189 81V80H188ZM191 81V80H190ZM193 81V80H192ZM199 81L200 80H198V83H199ZM214 81H212L211 83H210V85H208V83H207V85H205V82L203 83L204 84V86H206V87H204V88H206L207 90H208V88H209V86L211 87V84H212V87H213V84L214 85H219V83L218 84H215L214 83ZM34 81H32V83H33ZM35 82H38V80H36ZM144 82V81H143ZM146 82V83H147ZM153 82V81H152ZM195 82V83H196ZM39 83V82H38ZM55 83V84H54ZM59 84H60V86H61V83L62 82H58ZM83 83H85V82H82L81 83V85L83 84ZM145 83V82H144ZM175 83V82H174ZM188 83V82H187ZM187 83H186V85H187ZM191 83H194V81L193 82H191ZM190 83V84H191ZM195 83H194V85H195ZM197 83V85H201V83L200 84H198ZM4 84V83H3ZM58 84V85H59ZM203 84L201 85V86H203ZM235 86V87H233V85ZM40 85V84H39ZM175 85V84H174ZM178 85V84H177ZM197 85H196V88H197ZM60 86H57V87H59L60 88ZM83 86V85H82ZM82 86H81V90H82ZM182 86V85H181ZM248 86H250V90L247 88ZM16 87L18 88V95L16 96V94H17V92H14V93H12V90L14 89L15 91H16ZM66 87L67 86H65V88L64 89H66ZM68 87V88H69ZM84 87H86V86H84ZM88 87V86H87ZM183 87V86H182ZM186 87V86H185ZM189 87V86H188ZM208 87V88H207ZM218 87V86H217ZM216 87V88H217ZM58 88V89H59ZM201 88V87H200ZM203 88V87H202ZM203 88V89H204ZM214 88H215V86H214ZM57 89V90H58ZM156 89V88H155ZM158 89V88H157ZM175 89H177L176 87H175ZM191 89V88H190ZM190 89H188V90H186V91H184L183 92V96H184V93H186V92H188ZM199 89V87L197 88V90ZM220 89V88H219ZM222 89V88H221ZM233 89V91L231 92V93H235V90L236 89H238L237 90V96H238V94H243L242 93V91H241V89H240V91H239V88L238 87H236V89L234 90ZM257 89V90H256ZM258 89H259V91H258ZM261 89V90H260ZM85 90V89H84ZM84 90H82L83 92H84ZM86 90H87V88H86ZM85 90V91H86ZM196 90V91H197ZM200 90V89H199ZM205 90V89H204ZM203 90V91H204ZM210 90V89H209ZM208 90V91H209ZM211 90L213 91L214 89H212L211 88ZM216 90V89H215ZM231 90V89H230ZM242 90H244V89H242ZM153 91H154V89H153ZM192 91V90H191ZM191 91H189V93H191V96L194 94V93H196V91L195 92H191ZM212 91H210L211 93V95L213 94L212 93ZM217 91V90H216ZM219 91V90H218ZM222 91V90H221ZM240 93H239V92ZM245 91V92H246ZM49 92H50V88H49ZM82 92V93H83ZM134 92V91H133ZM143 93H144V91H142ZM155 92H156V90H155ZM200 92V91H199ZM198 91H197V96L200 94ZM207 92V91H206ZM206 92L204 93V94H206ZM256 92V93H257ZM52 93V92H51ZM199 93V94H198ZM228 93V92H227ZM226 93V94H227ZM233 93V94H234ZM248 93L246 92V94L248 95ZM260 93V92H259ZM259 93L258 94H256V95H259ZM174 94H175V92H174ZM225 94V95H226ZM49 95V93L47 92V94L45 95V96H47V97H49L48 96ZM83 95H85V94H82V97H83ZM196 95H194V96H196ZM208 95V94H207ZM247 95H246V97H247ZM88 96V95H87ZM149 96V95H148ZM186 96H187V93H186ZM188 96H189V94H188ZM187 96V97H188ZM202 95H200V98H205V99H207L206 97H208V96H204L203 95V97H201ZM213 96V95H212ZM212 96H210V97H212ZM243 96V95H242ZM242 96H241V98H242ZM249 96V95H248ZM262 96H264V95H262ZM54 97H56V96H54ZM85 97H86V95H85ZM85 97H83V98H85ZM175 97H176V94H175ZM185 97V96H184ZM193 97V96H192ZM191 97V98H192ZM218 97V96H217ZM224 97V96H223ZM229 97V96H228ZM234 97V96H233ZM232 97V98H233ZM240 97V96H239ZM256 97H257V99H256ZM260 97H261V94H260ZM28 98H29V96H28ZM94 98V97H93ZM96 98V97H95ZM95 98H94V101H95ZM142 98H143V101H142V103L143 104H145V107L147 106V105H149L150 104V102H152V101H150V99L149 98H147V94H145V95H143L142 96ZM158 98V97H157ZM181 98H182V96H181ZM186 98V97H185ZM189 98V97H188ZM191 98H190V100H191ZM244 98V97H243ZM87 99V98H86ZM96 99V100H97ZM125 99V98H124ZM193 99V98H192ZM212 100H213V102H214V98H211ZM210 99V102L209 103H211V100ZM217 99V98H216ZM218 99H219V97H218ZM246 99V98H245ZM244 99V100H245ZM50 100V99H49ZM88 100H89V98H88ZM157 100V99H156ZM186 100V99H185ZM197 100H199V98L197 97L196 98V100H194L196 103H197ZM262 100V99H261ZM261 100H259V101H261ZM60 101V100H59ZM125 101V100H124ZM192 101V100H191ZM193 101V102H194ZM201 101V100H200ZM216 101V100H215ZM219 101V100H218ZM222 101H223V99H222ZM247 101H248V99H247ZM253 101V102H252ZM51 101H49L48 102V104L50 103ZM85 102H86V100H85ZM89 102V101H88ZM160 102V101H159ZM187 102H188V99H187ZM221 102V101H220ZM232 102V101H231ZM245 102H246V100H245ZM249 102V101H248ZM262 103H264V101H261ZM58 103V102H57ZM61 104H62V102H60ZM65 103V102H64ZM135 103V102H134ZM185 103V102H184ZM205 103V102H204ZM217 104H218V102H216ZM222 103V106H223V102H221ZM31 104V103H30ZM40 104V105H39ZM47 104V105H48ZM56 104V103H55ZM61 104H60V106H61ZM85 104V103H84ZM93 104V103H92ZM94 104H95V102H94ZM96 104H98V103H96ZM95 104V107H94V109L92 110V111H90V106L89 105H87V107L85 108V110H86V112H85V114H84V116H82V115H77V116H80V118L79 119H77L76 120V123H78L79 121H81V123L83 122V120L86 118V121H87V123H88V125L90 126L89 128H88V132L89 131H92V130H94V132H92V133H94V134H97V132H98V129H99V127H93V126H96V122H98V120H97V118H96V114H98V116H99V112H98V110L97 109H101V108H99L97 105ZM101 104V103H100ZM160 104V103H159ZM187 104V103H186ZM189 104V103H188ZM194 104V103H193ZM220 104V103H219ZM218 104V105H219ZM228 104V103H227ZM230 104V103H229ZM238 104V103H237ZM237 104H235L236 106H237ZM248 104V103H247ZM63 105V104H62ZM86 105V104H85ZM133 105V104H132ZM212 105H214V106H216L215 105V102H214V104H212ZM232 105V104H231ZM245 106H246V104H244ZM244 105H240V106H244ZM249 106H250V104H248ZM31 106V105H30ZM33 106V105H32ZM48 106H50V105H48ZM155 106V105H154ZM187 106V105H186ZM186 106H184V107H186ZM220 106H221V104H220ZM219 106V107H220ZM227 106V105H226ZM225 105H224V107H226ZM239 106V107H240ZM262 106H264V105H262ZM262 106H260V109H262V110H264V107H262ZM51 107V106H50ZM54 107H56V105H54ZM158 107V106H157ZM176 107V106H175ZM212 107V106H211ZM217 108H218V106H216ZM228 107V109H229V107L230 106H227ZM226 107V108H227ZM233 106H231L230 107V109L232 108ZM238 107V106H237ZM254 107H259V106H254ZM262 107V108H261ZM51 108H53V107H51ZM83 108V107H82ZM147 108H150V105H149V107H147ZM187 108V107H186ZM189 108V107H188ZM214 108V107H213ZM213 108H212V110H213ZM250 108V107H249ZM35 109V108H34ZM46 109H48V108H46ZM50 109V108H49ZM69 110V108H65V112H66V110ZM154 109V107H152V109H150L151 111ZM192 109V108H191ZM220 109H221V107H220ZM220 109H215V110H217V111H222V112H224L223 110H220ZM225 110L228 114H230L231 112H232V110H233V108L231 109V112H228L229 110ZM257 109V108H256ZM38 110V109H37ZM52 110V109H51ZM80 110V109H79ZM84 110V111H85ZM101 110H103V108L101 109ZM188 110V109H187ZM154 111V110H153ZM152 111V112H153ZM235 111H236V109H235ZM251 111V110H250ZM250 111H249V114H250V116H251V114H252V111L254 112V109L251 111V113H250ZM42 112V111H41ZM71 112H73V110L71 111ZM78 112V111H77ZM156 112V111H155ZM226 112H224L225 114H226ZM247 112V111H246ZM245 112V113H246ZM256 112H258L259 113V111H258V109H257V111ZM260 112H262V111H260ZM43 113V112H42ZM51 113H52V115H51ZM67 113H68V111L66 112V114H64L63 113V110L61 111L60 110V108H53V110L50 112V113H45L46 114V116H48V114H50L48 117H45L46 119H48L50 116V121L49 122H51L52 121V119H54V117H55V115H59L60 117L57 119V117H56V119L57 120H55L54 119V122L52 121L51 123L53 124V126H54V124L55 125H57V123H62V119L63 120H69L70 119V117H67ZM234 113V112H233ZM256 114V116L253 118V119H250V122L249 123H251V124H256L255 126H254V128H257V129H262V127H264V115H260V114ZM101 114H102V112H101ZM219 114V113H218ZM249 114H248V117L246 118L245 116V120H244V122H248L249 121V118H250V116H249ZM262 114H264V112H262ZM41 115H44V114H41ZM40 115V116H41ZM54 115V117H52ZM148 115V114H147ZM227 115V114H226ZM253 115V114H252ZM10 116V115H9ZM36 116V115H35ZM35 116H32V118L35 120L34 122L35 123H33V124H30V126H35L34 128H30V126H29V128H30V131H32L33 132V130H34V132H35V130L36 131H38V133H37V136L36 137H38V138H40V140H39V142L37 143V142H35L34 143V145L33 146H31V151L29 150V149H27V154L29 155V156H27L28 157V160H29V165L30 164H32L31 162L34 160H32V158L34 157V155H32L33 154V152H35V151H39V153L43 150L44 151V149L47 147V146H49V147H51L52 146V141L51 142H49L48 144H46L45 142V134H44V132L43 131H45L46 129L45 128H42L41 126H39L40 124L39 123H41V121H42V119L39 121V117H37L38 119H35ZM70 116V115H69ZM76 116V117H77ZM20 117V118H19ZM42 117V116H41ZM43 117V118H44ZM75 117V116H74ZM233 117V116H232ZM253 117V116H252ZM31 118V117H30ZM65 118V119H64ZM185 118V117H184ZM224 118V117H223ZM17 119V120H18ZM32 119V120H33ZM72 119V118H71ZM70 119V120H71ZM100 119V118H99ZM105 119H106V117H105ZM238 119V118H237ZM236 119V120H237ZM248 119V120H247ZM9 120H11L10 121V123L9 122H7V123H9L10 125H8V126H14V125H11V123H14L13 121H15L14 119H13V121H12V119H9ZM27 120H28V118H27ZM31 120V119H30ZM29 120V121H30ZM36 120H37V122H36ZM101 120V119H100ZM188 120V119H187ZM7 121V120H6ZM29 121L26 123L27 125H29ZM39 121V122H38ZM46 121V120H45ZM75 121V120H74ZM240 121V120H239ZM242 121V120H241ZM47 123H48V120L46 121ZM45 122V123H46ZM67 123H68V121H66ZM92 122H93V126H92ZM152 122V121H151ZM151 122H148L149 124H152ZM7 123H5V124H7ZM30 123H32V121L30 122ZM46 123V124H47ZM99 123V122H98ZM14 124H17L16 122L14 123ZM35 124V125H34ZM42 125H43V123H41ZM49 124V123H48ZM52 124H50V126L52 127ZM73 124V123H72ZM79 124V123H78ZM45 125V124H44ZM67 125H69V124H67ZM81 125V124H80ZM79 125V126H80ZM4 126V125H3ZM6 126V125H5ZM26 126V125H25ZM24 126V128H26ZM32 126V127H33ZM65 126V125H64ZM72 126V125H71ZM76 125L74 124V126L73 127H71L72 129L75 127ZM83 125H81V127H82ZM1 127H2V124H1ZM44 127V126H43ZM61 127V126H60ZM67 127V126H66ZM66 127H62V128H66ZM69 127V126H68ZM67 127V128H68ZM85 128H86V126H84ZM88 127V126H87ZM3 128L4 127H2L1 129H2V131H3ZM55 128V127H54ZM57 128V127H56ZM59 128V127H58ZM57 128V129H58ZM80 128V127H79ZM43 129H45V130H43ZM91 129V130H90ZM257 129H256V131H257ZM29 130V129H28ZM28 130H25V129H23L22 130V138L23 139H25L26 140V142H28L29 143V141H30V139H29V131ZM74 130V129H73ZM1 131V132H2ZM50 131V130H49ZM48 130H47V132H49ZM261 131V130H260ZM0 132V133H1ZM60 132V131H59ZM63 133V132H62ZM32 134V133H31ZM52 134H54L55 135V133H53V131H52ZM61 134V133H60ZM63 135V134H62ZM67 135V134H66ZM91 135V134H90ZM60 136V135H59ZM92 136V135H91ZM3 138V137H2ZM56 138V137H55ZM61 139V138H60ZM48 140H49V138H48ZM229 140V139H228ZM21 141V140H20ZM33 141V140H32ZM232 141V140H231ZM23 142V141H22ZM25 142V141H24ZM29 144H31V143H29ZM28 144V145H29ZM56 144H58V143H56ZM7 145V144H6ZM27 145V146H28ZM32 145V144H31ZM239 146V145H238ZM28 147H30V145L28 146ZM54 147H57V145L55 146L54 145ZM262 147H264V146H262ZM237 149V148H236ZM36 153V152H35ZM30 154L32 155V157L30 156ZM38 154V153H37ZM39 155V154H38ZM37 155V156H38ZM249 155V154H248ZM40 156V155H39ZM232 157V156H231ZM248 157V156H247ZM251 157V156H250ZM20 159H22V158H20ZM255 159V158H254ZM37 161V160H36ZM35 161V162H36ZM120 162H122V161H120ZM176 164V163H175ZM254 164V163H253ZM3 166V165H2ZM155 168H156V166H154ZM154 168V169H155ZM175 168H177L178 170H180V168H181V163H177V165H175ZM196 168V167H195ZM2 168H0V170H1ZM198 170V169H197ZM172 171H173V169H172ZM192 171H193V169H192ZM196 171V170H195ZM175 172V171H174ZM184 172V171H183ZM186 172V171H185ZM184 172V173H185ZM184 173H182V176H183V178L186 176V175H184ZM194 173V172H193ZM262 173V172H261ZM174 174V173H173ZM185 174H187V172L185 173ZM35 177V176H34ZM173 177V176H172ZM262 177V176H261ZM38 180H40V178H37ZM129 179V178H128ZM134 179V178H133ZM37 180V181H38ZM129 181H131V180H129ZM196 181V180H195ZM6 183V182H5ZM256 184V183H255ZM254 184V185H255ZM262 184H264V183H262ZM90 185V184H89ZM253 185V184H252ZM138 186V184H134V183H130V186L129 187H131L133 190H134V192H136L135 191V189H136V187ZM248 186H250V185H248ZM256 186V185H255ZM242 187H243V185H242ZM245 187V186H244ZM42 188H43V186H42ZM241 190V189H240ZM246 190V189H245ZM251 190V189H250ZM253 191V190H252ZM251 191V192H252ZM37 192V191H36ZM253 193V192H252ZM136 194V193H135ZM258 194H259V192H258ZM137 195V194H136ZM262 196V195H261ZM137 197V196H136ZM254 198H255V194H251V195H249V201H253L254 200ZM262 198V197H261ZM84 199H86V198H84ZM56 204V203H55ZM94 204V203H93ZM93 204H91V205H93ZM253 204V203H252ZM86 206V205H85ZM84 206V207H85ZM52 207H55V206H52ZM83 207V208H84ZM94 207V206H93ZM51 208V207H50ZM96 208V207H95ZM81 209V208H80ZM79 209V210H80ZM225 209V208H224ZM93 212V211H92ZM248 212V211H247ZM246 212V213H247ZM51 214V213H50ZM52 214H53V212H52ZM97 214V213H96ZM99 214V213H98ZM101 214V213H100ZM103 214V213H102ZM54 215V214H53ZM237 215V214H236ZM240 215V214H239ZM256 215V214H255ZM101 215H99V219L98 218H96V221H97V219L98 220H100V217ZM104 216V215H103ZM52 217V216H51ZM50 217V218H51ZM229 217V216H228ZM51 220V219H50ZM47 222H49V221H47ZM54 222V221H53ZM53 222H52V220H51V222L50 223H52L53 224ZM105 222V221H104ZM234 222H235V224H239L240 225V227L242 228V229H248V228H252L253 227V224L255 223V221H254V219H252V218H250V216L248 217V216H242V217H239L238 215H237V217L235 216V220H234ZM26 223H28V222H26ZM229 224H231V221H229L228 222ZM7 224V223H6ZM51 224V225H52ZM221 224V223H220ZM223 225H224V223H222ZM25 225V224H24ZM232 225V224H231ZM2 226V225H1ZM26 226H28L27 227V232L26 233H29V224L27 225L26 224ZM46 226H48V224L46 225ZM83 226V225H82ZM227 226H228V224H227ZM237 226V225H236ZM257 227V226H256ZM49 228V227H48ZM48 228H47V230H48ZM57 228V227H56ZM251 228H250V231H251ZM224 229V228H223ZM257 229V228H256ZM34 230V229H33ZM32 230V231H33ZM43 230H46V228H45V226H43V225H40V227H39V232L41 233ZM225 230V229H224ZM51 230H48L46 233H49ZM219 231V230H218ZM222 231V230H221ZM1 232V231H0ZM15 232V231H14ZM248 232H249V230H248ZM44 233H45V231H44ZM88 233V232H87ZM25 235V234H24ZM29 235V234H28ZM27 235V236H28ZM49 235H50V237L52 238V235H54V232H53V234H51V233H49ZM176 235V234H175ZM174 235V236H175ZM26 236V235H25ZM57 236V235H56ZM248 236V235H247ZM29 237V236H28ZM87 237V236H86ZM85 237V238H86ZM219 237V236H218ZM218 237H216V238H218ZM237 237V236H236ZM50 238V239H51ZM248 238V237H247ZM49 239V240H50ZM57 238H55V240H56ZM51 240H53V239H51ZM115 241V240H114ZM247 241H248V239H247ZM262 241H264V231H255L254 232V235H253V237H252V242L251 243H249V246H248V250H247V252H246V254L247 255H249L248 257H247V255H246V260H245V262H244V264L245 263H249V262H247V259H252V261H251V263L250 264H257V261L259 260L258 258H261L262 256H264V248H262L261 246H260V244L261 245H264V244H262V243H264V242H262ZM215 242V241H214ZM221 243V242H220ZM21 244H23V242L21 243ZM20 244V245H21ZM51 244V243H50ZM53 244V243H52ZM108 244V243H107ZM212 244V243H211ZM24 245V244H23ZM27 245V244H26ZM30 245V244H29ZM69 246V245H68ZM207 246H208V244H207ZM211 246V245H210ZM33 247V246H32ZM96 247V246H95ZM94 247V248H95ZM244 247H246V244L244 245ZM97 248V247H96ZM19 249V248H18ZM32 249V248H31ZM43 249V248H42ZM22 250V249H21ZM25 250H27V249H25ZM33 250V249H32ZM191 250V249H190ZM243 250V249H242ZM245 250V249H244ZM75 252H77V251H75ZM32 253V252H31ZM30 253V254H31ZM45 251H43V250H41V249H39V250H37V248L33 251V253L29 256L28 255V252H27V254H24V253H21L17 258H7V259H9L8 261H9V263L8 264H38L40 261H42V258L44 257H46L45 256ZM71 254V253H70ZM73 254V253H72ZM75 255V254H74ZM88 255V254H87ZM15 256V255H14ZM68 257V256H67ZM46 259V258H45ZM74 259V258H73ZM2 259H0V261H1ZM3 261V260H2ZM66 261V260H65ZM92 261V260H91ZM66 262H68V261H66ZM65 262V263H66ZM259 262V261H258ZM69 263V262H68ZM260 263V262H259ZM0 264H2V263H0Z\"/></svg>", "mask_w": 264, "mask_h": 264}]
</instances>
